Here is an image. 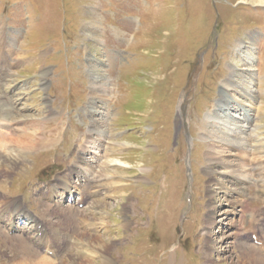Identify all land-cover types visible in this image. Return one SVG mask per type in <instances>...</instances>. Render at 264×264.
<instances>
[{
    "label": "rangeland",
    "instance_id": "obj_1",
    "mask_svg": "<svg viewBox=\"0 0 264 264\" xmlns=\"http://www.w3.org/2000/svg\"><path fill=\"white\" fill-rule=\"evenodd\" d=\"M95 21L98 30L89 24ZM243 42L255 47L251 60H240V51L248 55L240 50ZM232 66L242 74L252 69L253 87L241 81L226 85ZM94 72L105 75V82L98 84ZM3 82L20 87L19 115L6 114L16 121L33 118L41 127L36 136L44 139L46 133L47 142L56 144L28 149L22 154L26 163L14 160L18 168H12L10 153L18 152L17 144L9 142L16 141L21 133L14 129L22 124L11 129L0 119V203H20L31 218L20 220L27 226L23 230L8 233L13 215L7 211L0 222V264H28L37 222L52 242L65 247L68 261L63 253L57 264H211L208 254H213L214 264L255 263L254 254L236 248L233 259L222 260L223 255L207 250V241H222L225 232L234 233L224 239L225 245L239 241L262 247L264 182L255 177L245 185L244 194L252 199L248 213L243 216L238 209L230 217L241 231L217 223L210 229L213 238L207 239L206 225L210 206L223 203V209L228 208L222 191L240 186L234 187L236 178L225 163H214L213 153L220 152L225 161L248 158L220 148L221 143L213 148L210 132L224 128L223 121L213 118L223 95L247 106L242 87L255 91L262 115L256 120L254 112L251 124L260 127L250 134L264 145V2L0 0ZM98 88L106 102L94 110ZM183 95L187 103L181 116L178 103ZM96 112H105L104 122ZM82 156L94 167L87 170L91 180L84 187L85 206L63 212L52 201L42 202L43 186L75 168H89L79 162ZM263 157L251 155L249 164L264 165ZM220 181L226 189H220ZM214 193L217 198L210 204ZM71 239L75 247L66 251ZM36 252L46 256L43 248ZM24 255L30 257L27 262Z\"/></svg>",
    "mask_w": 264,
    "mask_h": 264
},
{
    "label": "bare ground",
    "instance_id": "obj_2",
    "mask_svg": "<svg viewBox=\"0 0 264 264\" xmlns=\"http://www.w3.org/2000/svg\"><path fill=\"white\" fill-rule=\"evenodd\" d=\"M261 2H264V0H261ZM97 23L98 22L95 21V22H90L89 24L94 26V28H95L94 30H98L99 26ZM254 48L255 47L249 45V43L248 44L244 43V42L241 43L240 50H242L244 52H248V55L242 56L244 53H242L240 51L239 52L240 60H241V58H244V57L248 58V60L250 58V60H251V57L253 56L252 50H254ZM9 51H11V49H9ZM253 65L255 66L254 61H253ZM247 66H248V68L251 67V65L249 63ZM232 68H233V70L231 71L230 80H229V82H226V85H228L229 87H234V85L238 86L239 84L237 82L241 81V83L251 84V87H253L252 85H253V82L255 83V81H254V78H252L250 75L252 72L251 71L252 69H244L243 74H242V73L238 72V70H237L238 68H236L235 66H232ZM93 77L98 84H99L100 80H103L105 82V80L107 79L105 75H99L96 72H94ZM241 77H243V78H241ZM10 84H7L6 82H3L0 84V119L2 121H5L6 126H4V124H0V125H2L4 127H10L12 129V128H15L16 125L22 124V125H20L21 126L20 129L19 128L14 129L18 133H21L19 136H17L16 141L15 142H9V145L12 147L15 146V144H17V147L14 151L18 152V153H10L11 157H9V161H10L9 166L12 168L13 167L18 168L17 167L18 164L16 165L13 161L15 160L16 162L26 163L27 158L25 156H23L22 154H26L28 149H37V148L45 146V145L49 146V144L51 146V144L54 145V144H56V142L53 141L52 139H51V141L47 142L46 138H48V137H47L46 133H45V135L41 136V137L45 136L44 139L43 138L39 139L38 138L39 136H36L37 131L40 130L39 128H41V127L39 125H36L33 118L26 117L25 119H23V117H22L20 120L16 121V120H14L13 116H9L8 114H6V112L9 111L12 115L16 116V115H19V110L21 111V109H19L20 98H18L16 95V91L20 87L19 88L17 87L18 84H14V85L13 84L10 85ZM104 85H106V84H104ZM225 90H224V92L227 93L228 91H225ZM256 90H257V85H256ZM242 91L244 93H241V96H244L246 98L249 105L247 104V106H245L246 105L245 104L243 106L242 104H238L236 101L230 99V97H228L227 95H223L222 100L219 102V104H217L218 107L216 106L217 109H215V111H214L215 116L213 115V118L216 117L220 121L224 122V124H223L224 128L223 129H220V130L215 131V132H213V131L210 132V136L213 138L212 139L213 148L216 149V145L221 143L222 146L220 148H226L227 147V148H230L232 150H237L240 153L245 154V156L247 155L248 158H245L244 160H240V161L239 160H230V159L225 161L226 159L224 160V157H222V155H220L221 154L220 152H218V153L214 152L213 153L215 156V158L213 159L214 163H216V162L225 163L228 167L227 169H229L227 172H229V174L231 173L230 175H232V176H234V178H236V182L233 184L234 187H237L238 184L240 186L237 187L236 189H234L233 192L230 189V191L232 193L222 191L223 197L226 196L225 198H227V199H225V201L229 202L227 209H223V206H224L223 203L221 204V205H223L222 207L209 205L210 210H209V213L207 216L208 223L206 225L207 229H208V232H207L208 235L206 233L207 239H211V237L213 238L214 233H211L210 229L212 228L213 225H216L217 223L219 225H223L224 228H227V226L235 225V227L234 226H231V227H234L236 230L241 231L242 228H239V225H236V221L233 218L230 219V217L235 215L237 213L238 209H239L238 212L240 211L241 215H243V216L247 215V213H248L249 204H250L252 199L248 198L246 196V194H244L245 193V191H244L245 185H247L249 187V185H251L250 180L255 178V177H257V179L259 180V184L264 182V165L262 163H258V164L253 165V166H251V163L249 164V161H250L249 158L251 155H256V156L260 155V157H263L261 154L264 153V150H263L264 145L259 143V140H257L255 138V135L253 136L250 134V133H257L258 131L256 129H257V127H260L256 123L254 124V127H253V124H251L255 111L258 112L257 113L258 115L256 116V120H258V119L260 120V115H262L260 113V111H261L260 107L257 106L258 96L255 95V91L252 88H250L249 86L248 87L246 86V88L242 87ZM102 92H101V88L94 90V94H97V95L95 96L94 102L92 104V105H95V107L92 106V109H94V110L100 109L102 106V103L106 102V100L103 98L104 95L101 94ZM223 94H225V93H223ZM6 100L8 102H6ZM15 100H17V101H15ZM186 103H187V97L185 95H183L180 102L178 103L179 115H181V116H183V112H184V108H185ZM247 107H249V108H247ZM233 110L235 112H239V115L235 114L234 116H231L230 111H233ZM89 113L91 114L92 112H89ZM99 114L101 116L102 112H99V113L96 112V115H98V117H99ZM110 115H112V117H113V114H110ZM101 117H103V119H100V118L99 119L104 122L105 117H106L105 112L102 114ZM14 125H15V127H14ZM219 126H220V123H219ZM233 126L237 127L236 130H234ZM57 127L59 129V126H57ZM31 128H32V131L35 130V135H31V133H32V131L30 130ZM96 130H99V128H97ZM92 131L90 130V133ZM246 131H250V132L247 134ZM50 132H52V131H50ZM104 132H106V131H104ZM220 133L223 136L222 139H220L218 137V135ZM245 133L247 136H245ZM39 134H42V133H39ZM103 139L104 140H102V141L105 142L106 137H103ZM255 140H256V144L253 145L254 148L249 149V146L253 147L252 142ZM96 142H98V141H96ZM3 146H4V144L0 143V149H2ZM19 147L25 148V150L21 152ZM7 149H9V148L7 147L6 151H7ZM186 160L189 162L190 157L187 158ZM79 162L80 163H86L87 165L89 164L87 162V159L85 162V158H83V156L79 158ZM227 163L229 164V166ZM212 165H213V163H212ZM88 167H89L88 169L84 168V169H82V171L76 170V168H75V169H73L71 174H67L66 176L64 175L62 177H59L56 181L49 184V186H48L49 192L48 193H44L43 190L40 191V193H39V194L42 193L41 194L42 202L45 200H48L49 202L51 200L54 201V199L50 198V197H54L57 200V201H54L55 207L56 208H58V207L64 208V207H68V205H66L64 207L62 206V202H63V199H65L66 194L72 195V197L78 195V196H80V199L83 200L86 191H85L84 187H81V186L87 185V183L91 180L89 175H88L87 170L89 171V173L94 170V167L92 165H88ZM222 174H224V172ZM71 175L77 176L79 178L80 183L77 182L74 184L72 178H70ZM3 176H5V175H3ZM69 178L72 180V182L70 181ZM212 179L215 180L217 178H212ZM220 182H221V184H219L220 189L221 190L223 188L226 189V185L224 183H222V181H220ZM77 184L79 186H77ZM259 184H258V186H259ZM216 194L217 193L211 194L210 204L215 202V198H217ZM235 194L241 198H239V200L233 199V196ZM229 196H232V197H230V200L228 199ZM0 209H1L0 210V222L4 221L8 217L7 211L9 213H12L11 215H13V218L11 219V221L9 222V225H8V233L11 231H18L20 228L23 230V228L26 227L23 225H19L20 217L25 216L26 218L25 217L22 218L24 220L31 219V218H29V216L25 215V213L22 211V207H21L20 203H17V202H14L11 204H8V202L7 203H5V202L0 203ZM69 209L70 208H67V209L64 208L63 212H66V210H69ZM219 216L220 217L222 216V219L217 220L216 217H219ZM228 219H229V222H226V221H228ZM9 220H10V218H9ZM40 224L41 223L37 222L35 227H32V228H34L32 230L36 231V233H37L35 240L32 241V245L34 247L33 248L34 254H33V257H31V258L29 256L24 255L26 258V262L30 258V260L28 261V264H57L56 260L60 259V255H62L64 253L65 247L62 248L61 246H59L57 244L55 245V243L52 242V238L48 237V234H47L48 232L47 231L45 232L46 229L39 227ZM0 228L2 229L1 226H0ZM40 228H42V229H40ZM55 229H57V228H55ZM60 234L61 233L59 231L58 232L59 237H60ZM232 235H234V233L226 234L224 232L222 241L220 240V241H217L216 243L213 241H207V245H208L207 250L208 251L210 250V251H213L214 253L216 252L218 254L223 255L222 260H226V259H231V258L233 259V254H236L235 250H233V249H235V248L240 249V253L242 252V250L245 249L247 252L250 251L252 254H254L252 256L254 257L253 259H254V262L256 264H264V242H263V246L260 248H253V247L249 246V244L242 243L239 241H231V244L225 245L224 239L225 238L229 239L230 237H232ZM4 239L10 240L8 238H4ZM18 244L19 243H17V245ZM77 245H78V243H77ZM100 245L104 246L103 243ZM18 246H21V244ZM74 247H75V240L71 239V241H68V243H67L66 251H67V249L69 251ZM20 248H22V246ZM42 248H43V250L45 249L44 252L46 253V256L41 257L40 254L39 255L37 254L36 249H37V251H39ZM15 249H16V251H19L18 247H15ZM212 255L213 254H208L209 259H207V258L206 259L211 264H214L213 262H215V259L212 257ZM63 256H65V258H67V261H68L69 256L67 255V253H64ZM43 258H45L44 261H43ZM106 262L108 263L107 259H106ZM63 263H66V262H59V264H63ZM171 264H173V263H171Z\"/></svg>",
    "mask_w": 264,
    "mask_h": 264
}]
</instances>
